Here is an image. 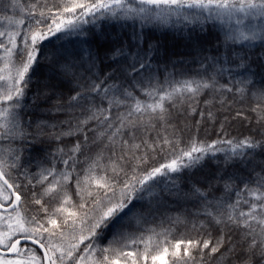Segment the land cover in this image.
<instances>
[{"label":"snow or ice","instance_id":"snow-or-ice-1","mask_svg":"<svg viewBox=\"0 0 264 264\" xmlns=\"http://www.w3.org/2000/svg\"><path fill=\"white\" fill-rule=\"evenodd\" d=\"M0 264H264V0H0Z\"/></svg>","mask_w":264,"mask_h":264},{"label":"trees","instance_id":"trees-1","mask_svg":"<svg viewBox=\"0 0 264 264\" xmlns=\"http://www.w3.org/2000/svg\"><path fill=\"white\" fill-rule=\"evenodd\" d=\"M168 39L171 40V37H168ZM176 50L177 51L182 50L179 42L177 43V49Z\"/></svg>","mask_w":264,"mask_h":264}]
</instances>
